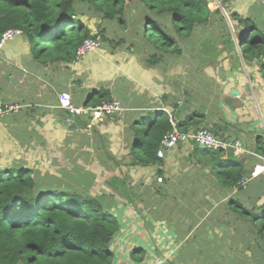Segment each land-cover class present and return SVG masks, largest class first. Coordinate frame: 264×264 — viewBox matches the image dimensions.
I'll return each mask as SVG.
<instances>
[{"label": "crops", "instance_id": "obj_1", "mask_svg": "<svg viewBox=\"0 0 264 264\" xmlns=\"http://www.w3.org/2000/svg\"><path fill=\"white\" fill-rule=\"evenodd\" d=\"M233 35V45L220 44L221 52L204 67H194L196 53L190 52L149 66L130 49L87 53L75 66L43 64L32 58L22 36L5 42L0 102L19 108L0 120V170L33 169L35 176H53L56 185L104 198L119 222L109 245L112 264H240L241 246L233 239L239 234L224 224L225 206L232 198L260 204L264 172L241 191L225 190L209 159L187 141L147 162L131 154L143 128L160 114L177 126L200 112L199 127L223 124V135L215 134L227 143L222 160L241 162L248 171L262 162L264 80L256 59L244 60ZM106 91L121 102V115L91 128L85 117L65 122L57 105L61 92L81 106ZM135 248L143 252L140 262L131 258Z\"/></svg>", "mask_w": 264, "mask_h": 264}, {"label": "trees", "instance_id": "obj_2", "mask_svg": "<svg viewBox=\"0 0 264 264\" xmlns=\"http://www.w3.org/2000/svg\"><path fill=\"white\" fill-rule=\"evenodd\" d=\"M135 1L140 15L136 34L153 50L160 51L144 59L149 66L161 63L167 55H182L180 43L184 39L215 25L219 38L212 41L208 36L197 38L194 67L211 64L221 52L220 44L233 45L234 34L242 57L256 59L264 80V5L259 0H256L258 13L251 14L240 13L232 0H217L219 5L214 9L209 7L213 0ZM78 3L101 12L103 19L124 21L125 0H0V34L7 29H18L29 44L32 58L43 64L70 62L81 42L96 36L78 18ZM121 41H115V45ZM110 99L106 91L93 96L89 103L97 105ZM202 117V113L193 112L175 126L182 132H187L184 127L188 125H194L196 130L202 128L198 126ZM170 129L168 118L160 114L143 128L141 139L132 144L131 154L149 161L156 156L161 138ZM258 149L264 157V145ZM194 152L209 159L212 176L222 188L241 191L239 180L250 172L243 163L222 160L223 149L204 148ZM35 174L33 169L0 170V264H112L109 245L119 222L103 202L104 198L56 185L53 176ZM259 177L250 180L247 186ZM225 207L224 224L241 236L244 234L247 247L254 246L251 257L258 255V251L264 253V200L246 205L232 198ZM233 239L238 240L241 252L244 251L239 243L241 237L233 236ZM140 251L135 248L131 253L136 262L143 259ZM138 253L140 256H136Z\"/></svg>", "mask_w": 264, "mask_h": 264}, {"label": "rangeland", "instance_id": "obj_3", "mask_svg": "<svg viewBox=\"0 0 264 264\" xmlns=\"http://www.w3.org/2000/svg\"><path fill=\"white\" fill-rule=\"evenodd\" d=\"M232 1H233V4H235V7L243 13H245L247 10H248L247 13H250V14L252 12L258 13L257 12L258 9L256 8V5H257L256 2L258 0L257 1L256 0H232ZM218 5H219L218 1L213 0V2L209 4V7L211 9H214ZM76 9L79 14L78 18L82 19L88 25L93 35L95 34L100 37L101 45L98 48V50L107 51V52H113L117 50L124 51L125 49L129 50L130 46H133L131 47L130 50L139 52L138 54L142 57L143 60L146 57H148L150 54H152L153 52L160 54V51L153 50L152 47L146 44L141 39L140 34L139 35L136 34L137 32L136 30H138L140 27V23H139L140 15H139V8L135 0H125L124 10L122 14V18L124 20L123 22H119L117 18L103 19L102 13L101 12L97 13L88 4L78 3L76 5ZM263 14H264V11H263ZM134 21L137 23L134 24ZM100 33H102V35H100ZM204 36H208L211 41L219 38L218 26L211 25L206 30L204 31L198 30L196 32V35H192L190 38L184 39L183 42L180 43V46L183 49V53L184 52L196 53L195 46L197 45L195 44L198 43L197 38L202 39ZM120 39L122 40L121 43H119L118 45H115V41L120 40ZM234 233L239 234V235H236L237 238L241 237V239L239 240V243H241V245L243 246V250H244L240 253L239 263L240 264H263L264 262L263 254L264 253H262L261 251H258V255L252 258L251 250H253L254 246L249 244V246L247 247L244 234L241 236V234L238 231H234ZM234 253L235 252H233V254Z\"/></svg>", "mask_w": 264, "mask_h": 264}, {"label": "built area", "instance_id": "obj_4", "mask_svg": "<svg viewBox=\"0 0 264 264\" xmlns=\"http://www.w3.org/2000/svg\"><path fill=\"white\" fill-rule=\"evenodd\" d=\"M264 5V0H259ZM20 35L18 29H7L1 33L0 48L5 42L13 40ZM101 45L99 36H91L84 39L81 44L76 48L74 58L70 61L72 66L78 64L79 60L86 55L97 51ZM58 107L63 109L66 113L65 122L71 124L76 117H85L88 121L87 128H91L96 122L101 121L105 117L119 116L124 111L121 102L117 99H110L102 101L97 105H81L76 106L71 101V96L67 92H61L58 95ZM19 105L15 103H3L0 102V120L12 111L18 110ZM188 139H195L197 143L202 144L204 148L210 150L224 149L226 144L223 140L217 137L211 129L198 128L190 132H182L176 128L175 125H171V129L167 131L161 138L158 148L156 150L157 157H163L166 149L173 148L178 142H184ZM264 172V159L261 163L255 164L249 175L242 176L239 180V185L245 188L248 182ZM161 181V177L156 179Z\"/></svg>", "mask_w": 264, "mask_h": 264}, {"label": "water", "instance_id": "obj_5", "mask_svg": "<svg viewBox=\"0 0 264 264\" xmlns=\"http://www.w3.org/2000/svg\"><path fill=\"white\" fill-rule=\"evenodd\" d=\"M0 37H1V34H0ZM232 92L235 93L234 91ZM221 129H223V124H221L220 122H217L215 126L212 128V132L216 134L217 136H222L223 132L221 131ZM234 139H235V136H233L231 140H227V141H233ZM187 142L193 150L204 149V146L202 144L197 143L195 139H188Z\"/></svg>", "mask_w": 264, "mask_h": 264}]
</instances>
